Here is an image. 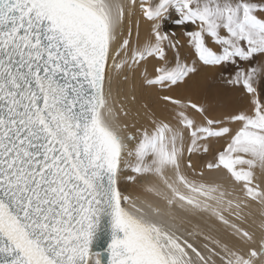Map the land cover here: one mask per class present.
Listing matches in <instances>:
<instances>
[{"label": "snow or ice", "instance_id": "6c2138e0", "mask_svg": "<svg viewBox=\"0 0 264 264\" xmlns=\"http://www.w3.org/2000/svg\"><path fill=\"white\" fill-rule=\"evenodd\" d=\"M149 58L147 86L202 64L249 106L129 123L113 86ZM0 264H264V0H0Z\"/></svg>", "mask_w": 264, "mask_h": 264}, {"label": "bare ground", "instance_id": "6f19581e", "mask_svg": "<svg viewBox=\"0 0 264 264\" xmlns=\"http://www.w3.org/2000/svg\"><path fill=\"white\" fill-rule=\"evenodd\" d=\"M150 27L151 26L147 21L141 20V24H140V28H139L141 40H143L145 37L148 36V34L150 32ZM165 27L166 28H168V27L175 28L178 26L172 20H169L166 23ZM134 31H135V29H134ZM180 33L183 34L182 29H181ZM182 43H183V47H181V55L189 61H191L192 59H195V56H193V54L189 55L190 50L188 48L187 42L185 40H183ZM172 55H173V53L170 50V52H169L170 58L172 57ZM157 66H158V62L152 58H149V60L141 63L136 68L126 70V75L128 76L127 81H125L123 79V75H121L118 78V80L114 83V86H113L114 92L116 90H118L119 96L121 99H123L124 97L128 98L126 100V103L129 106L131 113H132V116L129 117V123L135 122L137 124L147 125L148 124V114L150 112H155V114L161 118L170 117L171 106L170 105L166 106L164 104V102L160 99L161 96L166 95V94L185 98V99L191 98L193 101L200 103L202 105H205L208 109V114H210L212 111H215V110H218L219 108H221V107H218L219 105L214 104V103H210V101H209L210 97L213 94H215V91H213V89H211L213 86L212 87L210 86L212 84V83L210 84V82L215 80V79H212L210 77L211 76L210 73L212 72V70L211 71H209V70L211 67L209 68V67L204 66L202 64H198L199 71L196 74L192 75L191 78L189 80H187L186 83H182L178 86H174L171 90L165 91V90H160L156 87L147 86L146 82H145V75H144L145 70H147V73L149 76H152L155 74V67H157ZM216 77H218V76H216ZM217 80H218V78H217ZM235 88L237 91L238 87H235ZM214 90H216V92H217V89H214ZM133 94L136 96L135 101L131 100V96ZM212 98H214L215 100L217 99L216 97H212ZM218 101H219V99H218ZM220 101H222V99ZM145 106H147V107H145ZM220 106H222V104H220ZM217 107H218V109H217ZM137 113H139V115H137ZM132 117H135V120H133ZM219 147H220V145H213L214 150L219 148ZM208 159H211V156L194 157V161L197 164L198 168L200 166H202L203 163H205L206 160H208ZM211 175L215 178H224L225 177L224 173H212ZM128 190L135 193L136 191L139 190V185L130 184L128 186ZM198 222L203 223L202 221H195V220L193 221V223H198ZM258 225H259V219H257L256 224L252 226V230L257 232V238H259ZM238 246H243V245H238Z\"/></svg>", "mask_w": 264, "mask_h": 264}, {"label": "rangeland", "instance_id": "374dc122", "mask_svg": "<svg viewBox=\"0 0 264 264\" xmlns=\"http://www.w3.org/2000/svg\"><path fill=\"white\" fill-rule=\"evenodd\" d=\"M165 29L169 32V33H176L175 37H173L174 39H178L180 40L181 44L183 45V40L187 41V38L184 36V31L182 29V33H180L181 29L179 27H168ZM193 56H194V53H193ZM210 68V67H209ZM212 72L210 73L211 74V78L212 79H215L213 81L210 82V87L211 89H213V91H215V94H213L209 101L210 103H214V104H217L219 105L218 107H221L218 109L219 110H215V111H212L209 115L212 116V117H215V118H222L225 114L227 113H230V112H234L240 108H243V107H248L249 106V96L244 92L243 88L242 87H239V86H232V85H229L228 83H226V80L227 78H229L228 74L225 73L224 75H222V71L220 68H213L211 67L209 71ZM214 71V72H213ZM220 73V74H219ZM214 76V77H213ZM218 76V77H216ZM218 78V80H217ZM221 78V79H220ZM226 78V79H225ZM223 81V82H222ZM216 82V83H215ZM215 83V84H214ZM222 84V85H221ZM229 86V87H228ZM235 87H238L237 91H236V88ZM219 88V89H218ZM234 88V89H233ZM214 89H217V92L216 90ZM224 90V91H223ZM221 92V93H220ZM217 93V94H216ZM223 93V94H222ZM212 97H216L217 101L219 99V101L217 102L214 98ZM222 101H220L221 99ZM214 99V100H213ZM224 103V104H223ZM220 104H222V106H220ZM227 104V105H226ZM226 105V106H225ZM229 105V106H228ZM222 109V110H221ZM222 143V142H221ZM213 145H220L218 143H213Z\"/></svg>", "mask_w": 264, "mask_h": 264}]
</instances>
